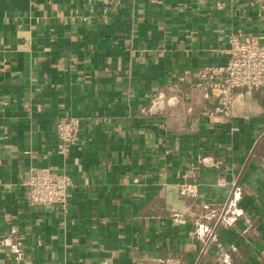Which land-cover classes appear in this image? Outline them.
<instances>
[{
  "label": "crops",
  "instance_id": "1",
  "mask_svg": "<svg viewBox=\"0 0 264 264\" xmlns=\"http://www.w3.org/2000/svg\"><path fill=\"white\" fill-rule=\"evenodd\" d=\"M248 34L264 0H0V264H264V89L225 115L198 75ZM37 166L64 208L29 202Z\"/></svg>",
  "mask_w": 264,
  "mask_h": 264
},
{
  "label": "built area",
  "instance_id": "2",
  "mask_svg": "<svg viewBox=\"0 0 264 264\" xmlns=\"http://www.w3.org/2000/svg\"><path fill=\"white\" fill-rule=\"evenodd\" d=\"M226 53L227 58L223 65L206 66L198 72V75L211 86L210 89L217 90L216 111L228 115L231 111L235 87L264 89V43L259 37L251 34L242 38L232 36ZM82 125L81 117H64L58 120L56 135L57 150L60 153L67 154L71 145L79 140ZM72 184L69 175L54 171L48 166L31 168L24 180L30 203L56 204L61 208L65 207L67 189ZM231 203L230 201L210 213V218L216 216L213 226L208 227L205 223L196 222L197 230L200 229L198 233L204 237V242L208 243L214 239V226L220 221H225Z\"/></svg>",
  "mask_w": 264,
  "mask_h": 264
}]
</instances>
